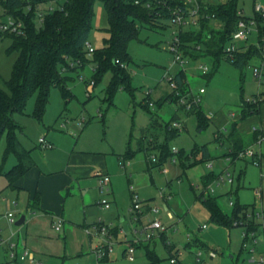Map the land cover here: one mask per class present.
Instances as JSON below:
<instances>
[{
    "label": "rangeland",
    "instance_id": "1",
    "mask_svg": "<svg viewBox=\"0 0 264 264\" xmlns=\"http://www.w3.org/2000/svg\"><path fill=\"white\" fill-rule=\"evenodd\" d=\"M204 1L217 4L224 0ZM258 2L264 4V0H238V6L245 15L251 17L254 16V6ZM49 5L50 2H44L40 8ZM103 11L102 1L96 0L89 38L96 48L102 47L104 39L108 37V23L100 22ZM138 24H142L138 36L128 47L132 58L127 66L132 90L120 88L112 101L107 100L106 87L111 77V74L107 73L99 83L92 85L89 93L94 64L87 62L67 73V87L71 92L69 100L60 87L51 88L42 120L34 115L35 93L29 98L25 112L14 113L19 126L18 138L27 148H35L39 137L48 132L56 138V146L61 144L60 141L67 146L72 142L87 150L104 152L116 201L107 210L94 203L96 197L101 198L106 192L100 188L98 176L92 175L91 181L86 185V191L89 193L88 204L83 203L80 194L68 195L65 210L73 219H66L65 226L57 231L50 221L29 222L28 217L21 225L11 222L8 216L10 210L17 219L25 211L29 216L33 212L23 207V201H19L20 204L16 206L11 196L7 197L11 203L10 209L7 210L4 206L7 202L0 195V237L16 241L28 237L27 247L35 252L41 264H201L196 258L198 249L204 250L203 258L207 264H250L247 258L249 249H242L241 227L228 226L213 219L201 196L215 195L221 210L231 217L234 207L229 201L237 200L238 196L234 192H225L224 184L212 183L215 191L207 190L205 177L211 171L207 162L213 160L216 167L221 165L220 157L228 151L229 144L225 140L227 133L223 128L224 145L218 142L217 127L226 122L224 127L229 129V120L234 119L232 114L238 118L242 130L251 126L253 114L245 117L241 115L248 99L252 100L256 94H261V108L264 113V84L259 85L254 73V68L261 63V57H250L242 68L235 66L225 57L219 60L211 55L197 59L185 58V69L193 91L198 93L201 87L206 89V92L200 95L201 107L211 120L207 125L199 127L195 114L188 113L175 101L165 100V96L172 92L168 78L180 69V66L173 62L174 55L170 48L175 24L171 19L167 20L165 25L154 26L140 21ZM211 28L218 30L220 23L214 20ZM10 42L9 38L0 40L1 86L10 76L17 55L16 52L6 51ZM253 43H258L254 30L247 40V44ZM200 63L208 66L207 75L197 68ZM147 91H150V98L154 102V106L148 108L143 105ZM175 120L181 121L184 127L172 136L167 124L172 125ZM151 139L160 145L184 149L187 154L191 153V156L176 162L170 156L162 164L150 167L152 156L156 155L158 159L161 152L160 147L148 146ZM140 144L143 147L139 150ZM204 144L210 151L209 157L206 158L200 150ZM5 149L4 135L0 140V167L3 164L8 167L17 161L13 153L5 158ZM42 151L40 153H48L49 149L42 148ZM129 152L134 155L129 156L130 162L123 165V157ZM234 183L236 186V179ZM5 186L7 177L5 173L0 172V192L10 193L4 189ZM132 188L139 193L141 200L160 207V211L154 213L152 218H161L167 229L162 236L156 233L153 241L149 242L150 250H153L159 259L151 262L144 244L145 246L138 249L136 258L130 260L123 253L125 239L119 236L110 257L98 260L93 249L99 244V238L92 225L100 216L109 223L114 222L119 215L127 216L122 226L130 239V228L134 226L129 213ZM170 193L172 197L168 204L173 216H169V211L165 209L164 195ZM239 198L242 202L253 201L255 197L251 190L245 193L240 190ZM87 227L90 232H87ZM256 248V254L264 253L263 245ZM6 250V244H0V264H15L9 260ZM172 257L177 259L176 263L171 261Z\"/></svg>",
    "mask_w": 264,
    "mask_h": 264
},
{
    "label": "trees",
    "instance_id": "2",
    "mask_svg": "<svg viewBox=\"0 0 264 264\" xmlns=\"http://www.w3.org/2000/svg\"><path fill=\"white\" fill-rule=\"evenodd\" d=\"M96 0H0L6 13L13 14L23 19L25 31L21 35L6 34L1 38L11 39L7 46L8 53L16 52L10 76L0 85V140L6 136L5 158L15 154L17 162L4 171L9 185L22 177L35 161L31 155L32 149L25 147L18 138L19 128L14 113L26 111L27 103L32 94H36L34 115L42 120L48 105L52 87H60L67 100L71 92L67 87L68 72L84 66L87 62L94 64V83H99L103 77L110 73L111 77L106 87V98L112 101L120 88L132 90L128 64L132 61L128 47L130 42L138 36L140 23L165 25L172 18V10L177 6H184V0H101L107 14L108 37L104 39L102 47L88 53L90 33L95 16ZM200 2L201 22L195 30H182L181 40L184 55L197 59L201 56L211 55L217 60L225 57L237 67L242 68L247 60L258 55L264 57V18L254 10V17L258 21V43L246 44L234 52L233 59L224 55L223 48L231 39L240 18H247L241 14L238 0H224L220 3ZM44 2H51L50 7L42 9L41 20L38 17V7ZM54 2V4H52ZM214 14V17H212ZM39 20V22H38ZM220 23V28L215 30L212 22ZM200 44V48L197 46ZM182 89L187 86V72L179 69L174 77ZM261 95V94H259ZM255 96H258L257 94ZM262 98V95H261ZM149 99H151L149 97ZM145 107H149L145 98ZM165 100L177 101L172 93ZM263 99L255 102L246 101L242 116L258 113ZM193 113L198 119V126L203 127L210 121L209 116L202 109L201 104L187 111ZM171 135L177 133L170 123L167 124ZM230 135L237 146H241V139L235 131L234 123ZM151 148L160 147V156L157 161L151 160L150 167L160 165L173 153L167 145H160L153 139L150 140ZM143 147L140 144L139 150ZM200 150L203 157H209L207 145H202ZM194 154V152H192ZM191 156L184 149H180L178 158L183 161ZM1 171V170H0ZM216 175L210 172L205 177L206 188L215 179ZM204 203L213 219L228 226L233 225V220L245 212L252 204H242L236 200L231 217L226 215L218 205L217 197L202 194ZM37 203V199H36ZM146 245V246H145ZM146 254L151 262L157 261V254L150 250L149 243L145 244ZM148 245V246H147ZM153 251V252H152ZM233 264H239L235 262Z\"/></svg>",
    "mask_w": 264,
    "mask_h": 264
},
{
    "label": "built area",
    "instance_id": "3",
    "mask_svg": "<svg viewBox=\"0 0 264 264\" xmlns=\"http://www.w3.org/2000/svg\"><path fill=\"white\" fill-rule=\"evenodd\" d=\"M51 3V2H50ZM48 7L52 8V5ZM200 2L198 0H184V6H177L172 10V18L171 21L175 24V30L173 31V40L171 42L170 48L173 52V62L177 63L181 69H185L186 59L188 56L184 55L183 50L181 49L182 40H181V32L182 30H195L200 27L201 22V11H200ZM2 4H0V40L6 34H14L21 35L25 31V24L22 18L16 17L13 14L6 13ZM254 10L258 13L262 18H264V4L258 2L254 6ZM241 14H244L242 10H240ZM38 17L41 20L42 9L38 7ZM214 17V14H212ZM253 30L258 35L259 27L258 21L254 16H248L247 18H240L236 29L232 33L231 39L225 44L223 48L224 55L233 59L234 52L240 50L242 47H245L247 44V40L249 35L253 32ZM244 43V44H242ZM246 43V44H245ZM200 48V44L197 46ZM88 53L94 51L95 47L89 43L88 44ZM198 69L202 70L204 75H207L208 66L200 63L197 66ZM187 72V71H186ZM255 76L258 79L259 85L264 84V57L261 58V63L259 66L254 68ZM175 75V74H174ZM172 75L168 78L171 88L172 94L177 97V104L179 107L190 111L195 107L201 104L200 95L206 92L204 87L199 89L198 93L193 91V88L188 81L187 78V86L182 89L177 81L173 78ZM94 84V80L91 79L89 81V90L91 92V87ZM254 96L253 99H248V102H255L261 99V95ZM150 91H147V99L150 106H154V102L152 99H149ZM173 128L177 130H181L184 125L181 121L175 120L171 125ZM256 130L255 127H253ZM227 132L228 129L223 128ZM222 135H224L222 128L219 132L216 133V138L222 140ZM39 144L43 148H52L53 143L45 136L41 135L39 137ZM256 145V148H255ZM264 145V134H259L256 137L255 143L252 145H248L246 147L236 149L231 148L224 156L226 163L228 164L218 175H216L215 179L208 185L207 190L209 189L211 192H214L215 189L211 185L212 183H216V185H232L234 182V174L230 170V164L237 159H246L254 165L262 166V146ZM172 155L171 157L174 162H176L178 158V154L180 149L177 147L171 148ZM152 160L156 161V155L152 156ZM130 160L128 158H123L122 164L125 165L129 163ZM208 167L210 169H214V161L209 160L207 162ZM98 181L100 188L106 192L101 198L97 200V205L103 209L107 210L111 208L112 201L107 196L110 192V183L111 177L108 173L98 172ZM256 194L260 195V191L256 190ZM172 197L171 193L168 195H164L165 199V209L167 212L169 211V216H173V212L168 207V200ZM236 200L230 199L229 203L231 206L235 205ZM160 211V207L156 205L150 204L146 200H141L139 194L134 191L132 195V205L129 208L130 213V221L134 226L130 228V239L127 235V232L123 228L122 224L115 222H106L103 217H99L97 221H95L92 227L96 230L99 244L93 249L98 260L107 259L110 257L111 252L114 249V245L116 244V239H118V233L123 235V239H125V249L124 254L130 260H134L137 255V251L141 246H144L147 242L153 241L156 233L159 235H163L164 231H166V227L162 222L161 218H152L154 213ZM8 216L11 222H15L16 218L13 212H8ZM64 224V218L62 216H57L54 218L52 225L57 230L60 231ZM234 226L241 227V235H242V249L248 250V261L250 264H264V253L257 252V246H264V209L258 208L256 206H251L245 212H241L240 216L233 220ZM87 232H90V228H86ZM6 244L7 250L6 255L8 256L10 261H14L15 264H41V261L37 259L36 254L33 250L26 246H20L18 241L13 239H2L0 237V244ZM178 250V249H176ZM203 249L197 250V261L201 264H207L208 262L203 258ZM171 261L176 263L177 259L172 257Z\"/></svg>",
    "mask_w": 264,
    "mask_h": 264
},
{
    "label": "crops",
    "instance_id": "4",
    "mask_svg": "<svg viewBox=\"0 0 264 264\" xmlns=\"http://www.w3.org/2000/svg\"><path fill=\"white\" fill-rule=\"evenodd\" d=\"M101 16L103 18L100 19V22L105 21L106 23L107 14L105 9ZM169 94L170 93H168L165 97H167ZM261 105L259 107L258 115L253 113V117L250 120L251 126L248 129L242 130L240 128L239 121L237 120L238 118L234 114H232L234 119L229 120V129L224 127V125L226 126V122L224 125L217 127L218 130L221 128L228 129L226 132L227 135L225 134V140L228 141L229 144L228 151L231 148L240 149L248 145H252L255 143L256 137L259 134H264V113ZM209 119L211 120L210 116ZM233 123L235 126V131L238 133L239 138L241 139V146H237L235 139L228 135L230 134ZM253 127H255L256 130H254ZM43 135H45L53 143V147L49 148L48 153H40L43 147L39 143L36 144L35 148H30L32 149L31 155L35 161L34 165L31 166L22 177L16 180L13 185H9L7 179V186H5L4 189L6 191L9 190L11 194H4V192H0V195L2 196L3 200H6L7 202L4 205L7 210H9L11 207V203L8 202V196L12 197V201L16 202V206L20 204L19 201H23L25 205L23 207H25L27 210L31 209L33 213L30 216L28 215V212L25 211V221L28 220L29 217V222L34 220L41 222L50 221L52 224L55 217L62 216L64 218V227L66 224V219H73L72 216L65 210L67 196L80 194L82 196L83 203L87 205V201H89V193L86 191V185L89 181H91L90 177L92 175H97L98 172L108 173L111 177V173L109 171L108 162L106 159L107 157L104 152L87 150L72 144V142L67 146V144H64L60 141L61 144L56 146V138L53 136V134L50 135L48 132H45ZM216 139L220 144L224 145L225 140H220L218 138ZM228 151L221 155V165L218 167L214 165V169L210 171L214 173V175H218L228 165L224 158ZM262 152V166L254 165L246 159H237L230 164V170L233 172L234 177L237 180V184L236 186L235 183L232 185H225V192L236 193L238 196L237 201L242 204H252L258 208L264 209V145L262 146ZM133 155V152H129V154L125 155L123 158H128L129 156ZM16 162L17 161L13 162V164L8 167L7 165L3 164L0 167V172L4 173V171L10 169ZM110 188L111 190L109 192V196H107L110 198L112 203H114L116 198L114 195L112 178ZM240 190H243L244 193L248 190H251L255 197L254 200H243L241 202L239 198ZM256 190L260 191V195L256 194ZM134 191L135 189L132 188L130 193L131 199ZM99 197L100 196L95 198L94 203L96 205ZM118 217L119 218H116L114 222L122 224L127 216L119 215ZM71 219L69 221H71ZM119 236L123 237L121 233H118V238ZM28 240V237H25L22 239L19 238L17 241L20 246L27 247ZM146 244H148V242Z\"/></svg>",
    "mask_w": 264,
    "mask_h": 264
},
{
    "label": "water",
    "instance_id": "5",
    "mask_svg": "<svg viewBox=\"0 0 264 264\" xmlns=\"http://www.w3.org/2000/svg\"><path fill=\"white\" fill-rule=\"evenodd\" d=\"M24 221H25V215L23 214V215H21V217H19V218L15 221V224H17V225H21V224L24 223Z\"/></svg>",
    "mask_w": 264,
    "mask_h": 264
}]
</instances>
